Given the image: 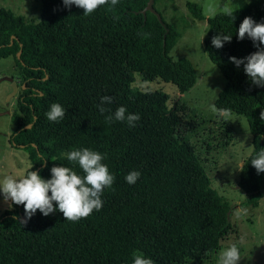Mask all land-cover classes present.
<instances>
[{
    "label": "trees",
    "instance_id": "16d2710c",
    "mask_svg": "<svg viewBox=\"0 0 264 264\" xmlns=\"http://www.w3.org/2000/svg\"><path fill=\"white\" fill-rule=\"evenodd\" d=\"M146 3L118 0L114 10L103 5L85 15L63 0H40L36 23L0 7V60L11 57L23 78L10 115V143L27 152L31 170L44 179L56 165L84 175L66 156L83 148L101 153L114 176L101 209L76 222L58 210L48 216L37 210L21 224L15 218L24 217L23 205L10 201L0 215V264H132L137 253L154 264L202 262L232 231L231 204L212 186L194 146L177 138L185 108L180 99L169 105L163 91L130 89L135 71L146 81L174 85L180 94L196 82L191 61L170 56L180 33L149 11L144 18L139 10ZM186 7L194 19L204 20L200 4ZM234 17L223 12L207 18L203 47L226 80L215 108L242 115L252 136L237 185L247 194L241 206L254 209L262 198V173L250 159L264 149V86L253 84L243 64L237 67L229 58L257 51L237 32L245 17L264 22V0H249ZM220 33L231 34V41L216 48L212 37ZM103 96L112 103L101 104ZM52 103L66 110L59 122L47 119ZM118 106L139 114L135 126L106 120ZM132 170L141 175L129 184L125 176Z\"/></svg>",
    "mask_w": 264,
    "mask_h": 264
},
{
    "label": "rangeland",
    "instance_id": "374dc122",
    "mask_svg": "<svg viewBox=\"0 0 264 264\" xmlns=\"http://www.w3.org/2000/svg\"><path fill=\"white\" fill-rule=\"evenodd\" d=\"M195 2L201 5L204 20H196L188 11L186 4ZM249 0H155L154 7L167 23L173 25L180 37L170 51L172 59L187 58L191 61L196 82L180 94L176 87L160 79L146 81L137 71L133 72L130 89L133 91H163L168 94V104L175 98L185 106L180 114L177 138L190 142L200 163L211 180L212 186L232 206L230 222L232 231L222 241L220 248L210 252L202 262L188 260L185 264H217L222 249L235 243L241 250L238 264H264V172L262 173L260 199L257 208L241 206L247 194L238 187V174L243 160L252 150V136L246 119L231 113L230 119L219 116L213 109L218 93L225 85V78L209 60L203 47L207 31V18L223 13L225 7L239 9ZM0 7L21 15L27 22L36 23L40 17V0H0ZM12 77L18 90L13 89L9 80L0 81V112L9 110L10 114H0V179L5 175L23 173L31 163L27 152L13 146L11 135L14 126L10 115L16 109L15 102L23 82L21 73L11 57L0 60V79ZM264 113V111L262 112ZM10 207L0 195V215ZM241 209L246 214L237 216Z\"/></svg>",
    "mask_w": 264,
    "mask_h": 264
},
{
    "label": "clouds",
    "instance_id": "9594fccd",
    "mask_svg": "<svg viewBox=\"0 0 264 264\" xmlns=\"http://www.w3.org/2000/svg\"><path fill=\"white\" fill-rule=\"evenodd\" d=\"M117 3L118 0H63L65 7L75 5L82 8L85 15L93 13L103 5L110 4V10H114ZM235 11L236 9L232 7H225L224 14L233 20ZM143 35L147 37L148 34ZM245 36L257 45V51L242 59L235 57L229 59L237 67L243 64L244 72L253 84L264 86V47H260L264 46V22H256L251 17H245L239 25L237 38L243 40ZM226 41H231V34L220 33L212 37V44L216 48L223 47ZM112 101L111 96L101 97V104H111ZM213 110L227 121H232L229 109L214 108ZM100 111L104 113L106 109L100 107ZM65 113L66 110L59 103H52L46 116L49 121L59 122L65 117ZM261 118L264 119V113H261ZM113 119L127 121L129 126H135L140 116L128 113L124 106H118L114 114L106 117L109 122ZM66 156L69 161L79 165L84 175L77 174L70 167L56 165L50 169L51 178L44 179L38 171L31 170L32 165H30L23 173L16 176L5 175L0 179V193H3L4 201L10 200L12 204L23 205L24 217L15 218L21 224H26L37 210L44 216L58 210L63 214L64 220L76 222L103 206L102 193L114 182V176L109 172L108 166L102 162L105 157L88 148L72 150ZM250 162L257 173L264 172V149L257 152ZM140 175L139 171L132 170L125 176V180L129 184H134ZM242 214H246V210L241 209L237 212V216ZM241 258L240 248L233 243L221 250L217 264H238ZM132 264H154V261L142 253H137L133 256Z\"/></svg>",
    "mask_w": 264,
    "mask_h": 264
},
{
    "label": "water",
    "instance_id": "95a60500",
    "mask_svg": "<svg viewBox=\"0 0 264 264\" xmlns=\"http://www.w3.org/2000/svg\"><path fill=\"white\" fill-rule=\"evenodd\" d=\"M154 1L155 0H147V3L145 5V7L142 8L141 10H139V12L143 14L144 18H145L146 11H149V12L153 13L157 17L158 21L164 26V22L162 20L161 15L159 14V12L154 7ZM2 80H9V81H11L12 86H13V89L11 91V94L17 92L18 86H17L16 82L12 79V77H2L0 79V81H2ZM0 114H10V111L9 110H5L3 112H0ZM0 195L3 196V193H0Z\"/></svg>",
    "mask_w": 264,
    "mask_h": 264
},
{
    "label": "crops",
    "instance_id": "0c3cea01",
    "mask_svg": "<svg viewBox=\"0 0 264 264\" xmlns=\"http://www.w3.org/2000/svg\"><path fill=\"white\" fill-rule=\"evenodd\" d=\"M7 209V208H6Z\"/></svg>",
    "mask_w": 264,
    "mask_h": 264
}]
</instances>
